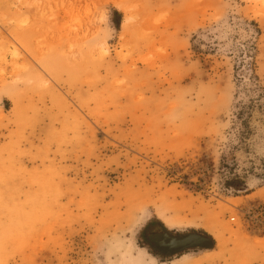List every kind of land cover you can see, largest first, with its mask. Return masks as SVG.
<instances>
[{
	"label": "rangeland",
	"instance_id": "obj_1",
	"mask_svg": "<svg viewBox=\"0 0 264 264\" xmlns=\"http://www.w3.org/2000/svg\"><path fill=\"white\" fill-rule=\"evenodd\" d=\"M0 264H264V0H0Z\"/></svg>",
	"mask_w": 264,
	"mask_h": 264
},
{
	"label": "water",
	"instance_id": "obj_2",
	"mask_svg": "<svg viewBox=\"0 0 264 264\" xmlns=\"http://www.w3.org/2000/svg\"><path fill=\"white\" fill-rule=\"evenodd\" d=\"M148 241L154 248L166 256H173L189 248L209 247L210 240L191 233L176 238H168L163 234H150Z\"/></svg>",
	"mask_w": 264,
	"mask_h": 264
},
{
	"label": "flooded vegetation",
	"instance_id": "obj_3",
	"mask_svg": "<svg viewBox=\"0 0 264 264\" xmlns=\"http://www.w3.org/2000/svg\"><path fill=\"white\" fill-rule=\"evenodd\" d=\"M150 234H163V235H165L168 238H176V237H180V236H183V235H187V234H176V233L168 232V231L164 230L161 227L158 228L157 224H153L150 229L146 230L145 235L147 236V235H150ZM188 234H191V233H188ZM194 234H196V233H194ZM199 236H201V235H199ZM201 237H204V236H201Z\"/></svg>",
	"mask_w": 264,
	"mask_h": 264
}]
</instances>
